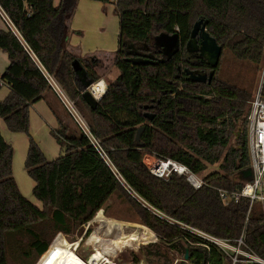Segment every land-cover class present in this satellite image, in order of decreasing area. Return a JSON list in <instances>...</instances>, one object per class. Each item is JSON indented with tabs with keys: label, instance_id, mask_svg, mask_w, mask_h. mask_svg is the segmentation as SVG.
I'll list each match as a JSON object with an SVG mask.
<instances>
[{
	"label": "trees",
	"instance_id": "obj_1",
	"mask_svg": "<svg viewBox=\"0 0 264 264\" xmlns=\"http://www.w3.org/2000/svg\"><path fill=\"white\" fill-rule=\"evenodd\" d=\"M77 1L0 0L14 27L0 29V51L9 60L0 79L10 90L0 100V119L10 132L28 138L24 169L40 203L19 190L12 172L14 150L0 133V264H35L49 251L58 256L65 248L59 236L85 231L87 237L91 229L85 225L112 195L127 201L159 242L182 256L188 249L190 264H224L230 258L215 246L208 250L186 243L183 236L198 239L175 222L231 241L244 229L246 247L264 259V204L250 206L245 197L225 204L217 192L239 189L243 182L237 175L250 166L246 115L253 97L219 78L217 71L229 52L264 74V0H95L114 5L119 33L112 62L118 73L94 106L84 95L100 79L96 63L67 49V21ZM199 19L222 46L215 68L186 48ZM75 60L78 70L72 67ZM212 69L210 82L188 74ZM43 71L80 105L110 164L84 134L61 119L51 129L59 156L45 157L29 130L31 105L51 90ZM261 90L264 96V75ZM150 105L155 106L154 117L147 121L143 113ZM237 129L242 130L236 136ZM233 137L236 146L231 145ZM145 154L178 161L197 175L221 159L220 171L205 175L202 186L194 189L183 175H152L143 162ZM147 253L150 260L163 257L158 262L170 263L158 248Z\"/></svg>",
	"mask_w": 264,
	"mask_h": 264
},
{
	"label": "rangeland",
	"instance_id": "obj_2",
	"mask_svg": "<svg viewBox=\"0 0 264 264\" xmlns=\"http://www.w3.org/2000/svg\"><path fill=\"white\" fill-rule=\"evenodd\" d=\"M54 4L57 5L58 0H54ZM105 10L107 13L101 10V19H103L102 23H104V19H106L105 25L102 26L100 30L96 31L93 27L98 22L99 17L97 13H93L94 15L91 18V22L92 25L94 26L90 28L93 29L94 31L88 32L86 34L87 38H85L86 45L93 46L99 44L102 45L104 48L103 49L92 48L89 50H85L84 46L80 43H77L76 47L80 52H83L82 54H92L100 51H108V53L113 52L112 55L105 54L101 58H98L100 59L99 68L96 69L97 73L100 75V78L104 79L105 83L108 84L110 81H112L110 80V78L114 79L115 76L117 75V71L112 65V60L114 57V52L116 51L118 46L119 20H118V16L114 12L113 4L105 5ZM71 21L72 18L69 20V24L71 23ZM4 25L5 24L3 23L2 19H0V26H4ZM77 32L78 31H73L72 29L68 30V36H67L68 45L70 42L69 38L75 34H78ZM81 33H82V38L84 39L85 32L81 31ZM0 53H4V52L1 51ZM6 65L7 64L5 63V60L4 61L2 60L0 54V68L4 66L3 67L4 69ZM263 75L264 74L262 68L256 69V67L248 61L236 60L229 52H225V54H223V56L221 57L219 63V69L217 71V76L219 78L226 80L227 82L234 84L240 88L247 89L252 93V96L262 85ZM55 101L58 102L56 104L61 109V111L59 110L58 111L61 113L64 120L68 122L72 126V128L75 127L78 130L75 122L70 119L65 109L60 105L59 103L60 101H58L57 99ZM80 112L82 114L81 110ZM240 130L238 129L236 130L235 132L236 136L239 134L238 131ZM236 144L237 143L235 141V137H233L231 140V145L236 146ZM43 148L45 150L44 153L47 154L50 157V159L59 156L60 147L56 146L55 144L52 147H49V145H43ZM20 154L21 153H19V155ZM19 155H16V158L14 160L15 162L14 166H15V174L20 183V191L29 192L28 199L34 204L40 206L39 201L35 199V197L32 194L34 181L29 177V175L25 171L24 160ZM154 157H155L154 155H150V154H145L143 156V162L146 164L147 167L155 163ZM220 162L221 159L212 164L208 163L206 170L198 174V176L202 179L205 175L211 172L220 171L219 169ZM15 181L16 183H18L17 180ZM100 211L103 212L108 217L120 219L125 222L141 223L139 221L138 216L131 208V206L127 203V201H125L122 197L116 195H112L106 201V203L104 204L103 208ZM93 219L85 225V230L88 228L91 229L87 237L83 238V234L85 231L81 236L66 235V234H62L59 236L63 238L61 244L64 242L63 243L64 246H66L68 242H73L78 240V245L75 249V252L82 259L87 260L89 255L94 251L93 248L94 246L97 247L100 251H102L105 254V256H107V258L110 261L108 264H157V263L161 264L162 262H164L165 258L162 257L160 260H150L152 256L148 255L147 253L148 251L153 252L155 248H158L161 252L165 253L164 257L168 258L170 260V263L175 258L181 256L178 251L174 249H169L167 245H165L162 242H159L157 237H155L154 240L147 242H138V243L132 242V244L130 245L129 244L115 245L113 243H110L108 242L106 237L102 236V234L99 232L100 229L102 228V223L94 221ZM132 230L133 227L131 225H123L122 227V232H124L125 234L131 233ZM152 245H157V247H154ZM148 246H150V248L146 249L145 247ZM55 253H56L55 251L46 252L41 257H39V259L36 261L35 264H49L51 258L53 259L56 257ZM136 258L137 261L135 262ZM158 261H162V262H158ZM10 264H14V263L10 262Z\"/></svg>",
	"mask_w": 264,
	"mask_h": 264
},
{
	"label": "built area",
	"instance_id": "obj_3",
	"mask_svg": "<svg viewBox=\"0 0 264 264\" xmlns=\"http://www.w3.org/2000/svg\"><path fill=\"white\" fill-rule=\"evenodd\" d=\"M0 14L5 18L7 26L14 30L12 23L7 16L0 9ZM1 16V17H2ZM43 74L50 86L51 91L58 98L63 108L66 110L68 116L75 122L78 130L85 135L89 143L94 147L100 157L110 164L109 158L105 153L99 139H97L89 125L81 114L75 101L70 99L65 93L59 83L47 72L43 71ZM5 83L0 79V86ZM107 88L105 80L100 78L99 80L92 82L87 91L92 97L98 101L101 99ZM247 120V144L250 158V168L252 171L250 179L243 182L241 187L236 190H227L223 188H217L218 195L223 203L228 201L238 202L240 198L245 197L249 199L250 206L253 203L264 204V96L262 94L261 86L255 92L251 100L249 101V110L246 115ZM155 163L148 166L149 172L158 178H168L171 173H175L179 176H185L188 183L194 188L198 189L202 186V179L195 173L191 172L184 164L171 159H162L154 157ZM115 175L120 179L117 171L113 169ZM182 229L186 230L193 237L197 238L196 242L189 240L187 236H183V240L192 246H202L206 249H210V246H215L221 252L229 256L230 260L224 264H237L239 262L246 263H260L264 264V259L257 256L252 250L246 247L244 242V229L234 240H229L219 236L212 235L202 229L186 225L180 222H175ZM246 247V248H245ZM190 264L189 260H185L184 256L175 258L170 264Z\"/></svg>",
	"mask_w": 264,
	"mask_h": 264
},
{
	"label": "crops",
	"instance_id": "obj_4",
	"mask_svg": "<svg viewBox=\"0 0 264 264\" xmlns=\"http://www.w3.org/2000/svg\"><path fill=\"white\" fill-rule=\"evenodd\" d=\"M105 5H109V4H105ZM105 5H102L101 2L99 1H95V0H78L77 4H76V8L75 11L73 13V15L71 16L72 21L69 24V20L71 18L68 19V27L69 29H72L73 31H78V34H75L73 36H71L69 38V45L67 46V49L72 52L75 55H78L80 57H88L91 58L92 61L94 63H96L95 68H99V62L100 59L103 55H112V53H108V51H100L97 53H92V54H82L83 52H80L76 45L77 43H80L84 46L85 50H89L92 48H100L103 49L104 47L102 45H93V46H88L85 44V38L86 34L88 32L94 31L93 29H91L90 27L94 26L92 25L91 22V18L94 15L93 13H97L99 20L96 23V25L93 27L96 31L100 30L102 26L105 25L106 23V19H104V23H102L103 19H101V10L104 11L105 13ZM0 14V19H2L3 23L5 24L4 26H0V29H6V20L5 18H3V16ZM101 19V20H100ZM81 31L85 32L84 35V39L82 38V33ZM1 52V51H0ZM85 53V51H84ZM2 60H5V63L8 65L9 60L7 57L6 53H0ZM5 65V64H4ZM6 65V67H7ZM4 67V66H3ZM0 68V74L5 70V68L3 69ZM113 78H110V80H112ZM9 87L4 84L2 86H0V100L4 99L8 93H9ZM58 100V98L55 96V94L53 93V91L49 90L47 92H45L43 98L41 100H38L37 102L33 103L29 109V120H30V134L31 136L34 138V140L36 141V143L39 145L40 149L42 150V152L44 153V148L43 145H49V147H52L54 144L56 146L59 147V145L57 144L56 140L54 139V137L51 134V129H55L58 127V120L61 119L63 121L64 118L61 115V113L59 111H61V109L58 107V105L56 103L55 100ZM59 101V100H58ZM60 103V102H59ZM60 105L62 106V104L60 103ZM63 107V106H62ZM59 110V111H58ZM66 111V110H65ZM68 115V114H67ZM2 121V122H1ZM0 133L2 135V137L4 138V140L11 144L13 147V160H12V172H13V176L15 178V180H17V184L20 190V183L17 179V176L15 174V158L16 155H19V153H21L19 156L22 157L23 160H25L26 157V153H27V149H28V138L24 133H15V132H10L4 121L2 119H0ZM54 142V143H53ZM45 157L48 160H52L50 159V157L45 154ZM54 159V158H53ZM22 192V191H21ZM27 198L28 197V193L29 192H22Z\"/></svg>",
	"mask_w": 264,
	"mask_h": 264
},
{
	"label": "bare ground",
	"instance_id": "obj_5",
	"mask_svg": "<svg viewBox=\"0 0 264 264\" xmlns=\"http://www.w3.org/2000/svg\"><path fill=\"white\" fill-rule=\"evenodd\" d=\"M93 220L102 223V228L99 232L102 236L106 237L108 242L115 245L147 242L154 240L156 237L155 233L142 223L125 222L120 219L108 217L100 210L95 214ZM123 225H131L133 227L132 232L128 234L122 232ZM77 245L78 240L68 242L58 256L53 259L51 258L49 264H108L110 262L107 256L95 246L93 247L94 251L89 255L87 260L82 259L75 252Z\"/></svg>",
	"mask_w": 264,
	"mask_h": 264
},
{
	"label": "water",
	"instance_id": "obj_6",
	"mask_svg": "<svg viewBox=\"0 0 264 264\" xmlns=\"http://www.w3.org/2000/svg\"><path fill=\"white\" fill-rule=\"evenodd\" d=\"M186 48L187 51L189 52H198L200 56L206 59L207 63L212 68H215L218 65L222 53V46L219 45L216 42L215 38L209 34V32L206 29V22L203 21V19H199L194 22L193 27L191 29V37L187 42ZM72 67L74 70L80 69L77 60L73 61ZM188 74L193 80L198 82H205L206 79L208 81H211L213 77V72H209L208 74H206V73H194L193 71H188ZM84 98L92 106H94L97 102L88 91L87 93H85ZM143 128L144 127H141L137 130L135 137L136 140H138L139 134ZM251 174H252L251 168L248 167L247 169L243 170L240 174L237 175V181L244 182L250 179ZM188 258H189L188 249H186L184 259L189 260Z\"/></svg>",
	"mask_w": 264,
	"mask_h": 264
},
{
	"label": "flooded vegetation",
	"instance_id": "obj_7",
	"mask_svg": "<svg viewBox=\"0 0 264 264\" xmlns=\"http://www.w3.org/2000/svg\"><path fill=\"white\" fill-rule=\"evenodd\" d=\"M189 52V51H188ZM189 53H192V54H194V55H196V56H200L199 55V53L198 52H189ZM202 57V56H201ZM204 58V57H203ZM205 59V58H204ZM206 60V59H205ZM112 62H113V60H112ZM211 67V66H210ZM212 68V67H211ZM214 71L215 70H199V71H195L194 73H206V74H208L209 72H213V75H214ZM118 73V72H117ZM113 80V79H112ZM206 81H208L207 79H206ZM208 82H210V81H208ZM76 105H77V107L81 110V107H80V105H78L77 103H76ZM153 107H155L154 105H150L148 108H147V106L145 107L146 109L144 110V113H143V116L145 117V119L147 120V121H151L152 120V118L154 117V113H153V111H155V109L153 108ZM154 109V110H153ZM142 131V130H141ZM140 135V134H139ZM138 140H139V138H138ZM137 140V141H138Z\"/></svg>",
	"mask_w": 264,
	"mask_h": 264
}]
</instances>
